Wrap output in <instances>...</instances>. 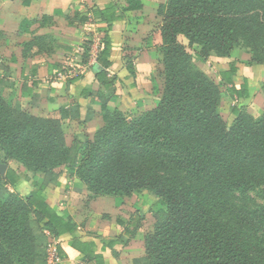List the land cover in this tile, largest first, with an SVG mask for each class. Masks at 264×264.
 Here are the masks:
<instances>
[{
	"label": "trees",
	"instance_id": "obj_1",
	"mask_svg": "<svg viewBox=\"0 0 264 264\" xmlns=\"http://www.w3.org/2000/svg\"><path fill=\"white\" fill-rule=\"evenodd\" d=\"M23 4L28 5L29 0H23ZM139 8L127 6L120 11ZM116 9L108 4L92 10V16L107 28L101 30L102 48L92 67L105 91L98 95L103 126L92 141L82 143L76 137L67 147L58 122L26 113H20L29 121L21 136L11 134L2 123L13 129L23 125L14 118L11 103L5 102L0 92L1 151L8 158L24 153L23 167L42 173L41 177L30 178L20 170L7 168L5 176H0V264H47L41 222L51 237L71 235V248L83 255L84 264H105L94 245L76 239L77 226L71 219L58 215L47 201V186L61 187L56 171L60 167L76 177V187H86L90 192L87 200L110 196L121 202L143 192L154 196V209L150 210L155 219L153 231L143 237L145 256L133 260V264H264V243L248 234V230L260 232L262 228L251 220L238 226L217 209V201L230 189L264 187V112L258 119L236 112L227 129V118L219 111V85H233L236 62L226 64L216 84L196 69L193 56L178 42L182 36L189 47L199 46L195 57L201 62L211 52L229 58L242 43L251 63L263 64L257 59L255 44L264 38V0H166L160 5L157 13L162 19L159 51L164 89L158 105L132 121L126 120L116 106L108 108L109 103L119 100L117 78L108 75L112 50L108 31L113 22L122 20ZM6 43L0 33V46ZM83 52L87 57L89 50ZM125 67L135 76L131 62ZM261 89L264 94V82ZM232 91L238 98L245 97V83ZM31 99L32 106H37L36 96ZM93 116L88 112L84 121ZM60 118L77 119L72 108H61ZM50 122L58 126L53 128L57 133H49L46 125ZM162 166H172L179 176L185 174L196 184L188 186L178 175L169 176ZM25 184L30 190H23V198L6 189L23 188ZM143 203L148 201L143 198ZM131 226L134 231L138 229V216ZM132 232L125 231V236L131 237ZM122 242L117 239L105 244L112 247Z\"/></svg>",
	"mask_w": 264,
	"mask_h": 264
},
{
	"label": "crops",
	"instance_id": "obj_2",
	"mask_svg": "<svg viewBox=\"0 0 264 264\" xmlns=\"http://www.w3.org/2000/svg\"><path fill=\"white\" fill-rule=\"evenodd\" d=\"M165 1L29 0V4L25 5L23 0H0V33L7 40L5 45L0 46V92L4 101L11 103L14 117L19 118L20 113H26L41 120L58 122L63 143L67 147H71L79 135L92 141L103 126L98 95L105 94L95 79L92 67L102 48L104 33L101 30L107 29L105 23L92 16V10L112 4L116 6L117 14L122 16V20L113 22L108 31L112 42L108 75L117 78L115 88L119 96L117 83L123 81L122 76L128 75L120 51L126 39L125 33L138 35L139 44L145 49L144 58L148 68H143L140 59H137L134 66L137 81L150 76L149 67L153 61L161 62L159 28L162 19L157 10ZM127 6L140 8L125 13L120 11ZM45 17L47 19L43 21ZM84 49L89 50L87 57L84 56ZM93 49L95 54H92ZM214 60L217 62V77L213 79L216 84L220 83L219 73L226 64L234 61L238 68L233 85L223 86L220 112L230 124L235 120L236 112L260 118L264 112L261 89L264 63H251L250 55L241 46L234 48L229 58ZM244 83L246 96L238 98L232 90H239ZM32 96L37 98L35 107L32 106ZM111 104L113 108L115 106V103H109V110ZM16 106L17 110L14 109ZM61 108L74 109L77 119L62 120ZM88 112H93L94 116L90 121H84ZM7 168H18L25 173L21 167ZM60 171L58 182L61 187L49 184L45 194L56 213L68 216L77 226L76 239L94 245L96 254L103 256L105 264H133V260L143 258V237L153 231L155 223L151 219L150 206L143 203L145 193H134L121 202L110 196L98 197L86 209L89 195L86 187H76L75 184L79 183L76 177L65 169L61 168ZM66 186L67 189L64 188ZM23 187L22 190L26 192L30 190L29 185ZM137 216L139 227L134 231L131 221ZM127 230L133 231L131 237L125 236ZM117 239L123 242L106 246L105 242ZM50 240L57 248L58 264H84L83 255L71 248L74 240L71 235L51 237Z\"/></svg>",
	"mask_w": 264,
	"mask_h": 264
},
{
	"label": "rangeland",
	"instance_id": "obj_3",
	"mask_svg": "<svg viewBox=\"0 0 264 264\" xmlns=\"http://www.w3.org/2000/svg\"><path fill=\"white\" fill-rule=\"evenodd\" d=\"M125 41L121 46V60L124 63V66H127L129 62L132 63L133 68L135 66V62L137 59H140V63H142V67L148 68L146 66V59L144 58V47L143 45L139 44V38L138 35L132 34V33H125ZM149 38V35H147ZM178 42L181 43L186 50L193 56L194 65L197 70L204 73L210 80L216 79L217 76L215 73V66L217 62H215L214 59L219 58L223 59L222 57H218L215 55L214 52L210 53V57L204 61H198V59L195 57V54L200 51V47L197 45H193L191 47L188 46L187 41L182 37H178ZM239 45L242 46V43H239ZM257 50L259 53V56H257V59L260 61H264V38H261L260 40L256 41ZM244 48V46H242ZM245 49V48H244ZM95 50H92V54H95ZM144 61V62H143ZM216 63V64H215ZM150 69V76H145L143 78V81H137L136 76H131L127 72V76H122L123 81H118V90H119V100L115 103V106L118 108L121 115L128 121L136 120L140 117H142L147 111L154 109L162 96L163 89H164V76H163V66L161 62L153 61L152 64L149 67ZM144 70V69H143ZM221 90H224L223 85H219ZM117 91V90H116ZM3 99V98H2ZM4 100V99H3ZM3 100H1L3 102ZM122 101V102H121ZM113 103V102H112ZM118 103V104H117ZM228 104V103H227ZM114 106V108H115ZM225 106V105H224ZM227 106V105H226ZM113 104H111L110 109L113 110ZM225 110V109H223ZM220 111V110H219ZM221 113V112H220ZM23 118L20 117H14L17 121H19L23 127L20 129H13L9 125H6L5 123H2V128L5 130L7 129L8 132L11 134H20L24 129V127H27V124L29 121H27L25 114H22ZM255 119V118H254ZM227 129H230L232 124L229 123V121H226ZM24 124H26L24 126ZM46 125V124H45ZM49 133H57L58 130H54L53 128H57L58 126L53 122L46 125ZM24 131V130H23ZM79 141H82L84 143L86 141L85 136L79 135L76 136ZM24 138L23 135L21 137ZM17 153V152H16ZM24 153H17L12 158L5 157L4 153L1 151L0 146V164H6L8 167L12 166L14 168L21 167L27 176L32 178L34 175L41 177L42 173L40 170L36 171H27L23 165L21 164V158L24 157ZM162 161V159H161ZM164 166V165H163ZM163 166L160 167L161 170L169 176L178 175V178H182V182L187 183L188 186H191L189 184H196L192 179L187 177L185 174H177L176 170L170 166H166L165 169H163ZM60 168H57L56 171L61 173ZM63 169V168H62ZM17 171L20 169H16ZM67 178V177H66ZM71 176L68 178L70 179ZM28 185V184H26ZM24 186V185H23ZM24 188V187H23ZM9 193H17L22 198L24 197L25 193L22 190V186L19 189H13V188H6ZM88 191V190H87ZM89 192V191H88ZM144 200L148 201V206L154 209L153 204L156 201L154 196L148 192H143ZM224 196L220 199V202L217 201V209L219 210L218 214H222L223 216H227L229 220H232L234 224L240 226L243 225L246 220L254 221L258 226L262 228L263 231H256V230H248V234L253 240H261L264 243V187H239V188H233L226 192H224ZM90 196V192L89 195ZM87 196V198H88ZM94 198L89 197L88 200H86V209L90 208V202L93 201ZM225 208V210L221 209ZM152 217V215H151ZM106 218V216L104 217ZM152 220H155L153 217ZM92 223V222H91ZM94 224V221L93 223ZM40 227L43 230V243L45 252L47 250V244L49 242H52L51 236H49L46 232V228L44 226V223L41 222ZM48 252H46V260L49 259ZM37 264V263H34Z\"/></svg>",
	"mask_w": 264,
	"mask_h": 264
},
{
	"label": "built area",
	"instance_id": "obj_4",
	"mask_svg": "<svg viewBox=\"0 0 264 264\" xmlns=\"http://www.w3.org/2000/svg\"><path fill=\"white\" fill-rule=\"evenodd\" d=\"M46 252H48V255L50 256L49 259L47 260V264H58L60 262V259L57 253V248L53 242H49L47 244Z\"/></svg>",
	"mask_w": 264,
	"mask_h": 264
},
{
	"label": "water",
	"instance_id": "obj_5",
	"mask_svg": "<svg viewBox=\"0 0 264 264\" xmlns=\"http://www.w3.org/2000/svg\"><path fill=\"white\" fill-rule=\"evenodd\" d=\"M7 166L5 164H0V176L3 178L5 176Z\"/></svg>",
	"mask_w": 264,
	"mask_h": 264
}]
</instances>
